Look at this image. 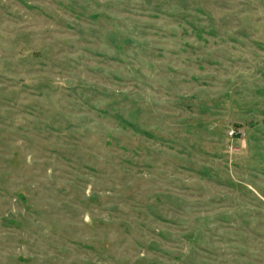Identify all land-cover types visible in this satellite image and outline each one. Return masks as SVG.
Masks as SVG:
<instances>
[{
  "label": "rangeland",
  "instance_id": "374dc122",
  "mask_svg": "<svg viewBox=\"0 0 264 264\" xmlns=\"http://www.w3.org/2000/svg\"><path fill=\"white\" fill-rule=\"evenodd\" d=\"M0 264H264V0H0Z\"/></svg>",
  "mask_w": 264,
  "mask_h": 264
}]
</instances>
